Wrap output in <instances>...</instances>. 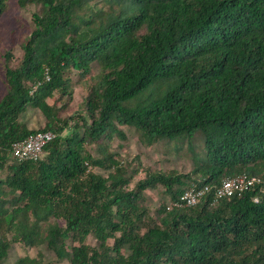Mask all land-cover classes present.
Returning <instances> with one entry per match:
<instances>
[{"label": "trees", "instance_id": "trees-1", "mask_svg": "<svg viewBox=\"0 0 264 264\" xmlns=\"http://www.w3.org/2000/svg\"><path fill=\"white\" fill-rule=\"evenodd\" d=\"M15 2L37 10L19 61L4 54L0 264H264V0ZM75 83L87 93L64 116ZM30 110L41 127L24 120ZM124 129L186 150L191 170L132 182L139 156L130 172L114 147ZM37 131L55 134L42 157L14 159L12 143ZM240 175L260 183L213 203ZM204 185L196 205H171ZM156 189L168 201L152 211ZM12 244L52 256L8 263Z\"/></svg>", "mask_w": 264, "mask_h": 264}, {"label": "rangeland", "instance_id": "rangeland-1", "mask_svg": "<svg viewBox=\"0 0 264 264\" xmlns=\"http://www.w3.org/2000/svg\"><path fill=\"white\" fill-rule=\"evenodd\" d=\"M9 4L7 12H5L0 18V96L5 90L4 54L7 50H10L13 57L12 62L17 63L19 61L22 54L20 43L32 30V13L37 10L35 5L19 7L15 0H11ZM86 93L87 91L85 90V86L83 84H74L73 101L68 106L67 110H65L64 116L69 114L71 115L74 111L80 108V103ZM24 120L30 128L41 127L45 122L44 116L38 110L28 111L24 116ZM124 131L127 135L126 139L121 142L116 139L114 141V147L123 156L125 161H131L132 164L129 167L130 172H133V168L137 167L136 156H139L141 166H138L139 171L134 173L132 182H135L139 178L143 177L147 169H161L165 171L175 169L181 172H188L191 170L192 164L186 150L176 154V152H172L174 149L168 151V149L163 148V146H157L155 148L147 147L142 145L137 138L131 135V133H129L126 129H124ZM120 143H122V146ZM172 143L174 146L175 143ZM146 193V204L151 207L152 211H154L160 203L168 201V197L159 189L148 190ZM88 242L91 245L96 244V240L92 236H89ZM40 250L48 257L52 256L47 250H45V248H23L17 244H12L11 249L9 250L7 262L11 263L19 255L26 253L33 256Z\"/></svg>", "mask_w": 264, "mask_h": 264}, {"label": "built area", "instance_id": "built-area-1", "mask_svg": "<svg viewBox=\"0 0 264 264\" xmlns=\"http://www.w3.org/2000/svg\"><path fill=\"white\" fill-rule=\"evenodd\" d=\"M53 131H37L12 143L11 153L16 160H36L44 154V146L54 138ZM260 183L258 177L240 175L233 178L223 179L214 189L213 203L220 198L241 194L243 191ZM211 186L191 187L185 190L178 201L171 203L172 206L190 207L196 205L209 191ZM257 201V198H254Z\"/></svg>", "mask_w": 264, "mask_h": 264}]
</instances>
